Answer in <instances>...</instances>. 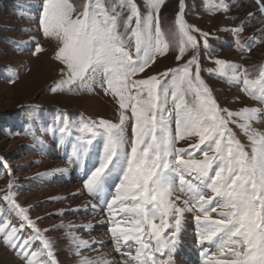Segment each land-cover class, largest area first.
<instances>
[{
    "label": "snow or ice",
    "instance_id": "6c2138e0",
    "mask_svg": "<svg viewBox=\"0 0 264 264\" xmlns=\"http://www.w3.org/2000/svg\"><path fill=\"white\" fill-rule=\"evenodd\" d=\"M256 2L264 14V0ZM164 3L147 0L149 11L143 14L135 0H41L38 31L55 42L54 60L61 74L60 86L50 91H64V85L68 91H94L98 85L112 97L119 117L118 122H65L58 129L61 135L75 136L70 162L80 161L97 139L102 142L96 164L73 195L86 191L100 199L106 213L102 223L120 258L103 252L85 256V250L98 243L103 247V242L69 233L72 254L76 264H175L185 214L193 213L203 264H264V133L252 126L264 119V107L230 110L218 103L202 79L199 60L201 43L209 48L210 33L187 23L185 0H179L174 27L164 29ZM214 10L227 12L229 5L221 0ZM254 15L248 13L249 18ZM245 26L242 22L224 29L242 51L256 43L253 37L248 45L240 44ZM174 47L177 61L190 49L194 52L182 65L153 72L157 60ZM43 51L37 43L33 54ZM215 63V74H231L242 83V91L264 105V67L251 79L237 64L223 59ZM181 141L189 142L188 147L178 148ZM0 169L12 176L2 158ZM14 184L10 179L0 197L8 204L7 212L0 206V243L23 264H59L53 241L45 235L52 229H41L36 220L42 217L33 220L29 208L17 203ZM13 213L19 224L7 218ZM26 228L31 229L28 236L23 235ZM206 244L216 250L210 252Z\"/></svg>",
    "mask_w": 264,
    "mask_h": 264
},
{
    "label": "rangeland",
    "instance_id": "374dc122",
    "mask_svg": "<svg viewBox=\"0 0 264 264\" xmlns=\"http://www.w3.org/2000/svg\"><path fill=\"white\" fill-rule=\"evenodd\" d=\"M135 2L141 12L147 14L149 11L147 0H135ZM220 2L221 0H185L184 19L187 23L205 33H210L209 48L205 49L202 43L200 45L199 60L202 79L211 88L214 97L222 107L230 110H239L245 106L264 107L242 91V83L233 80L231 74L227 77L215 74L217 69L215 60L223 59L241 66L242 69H247L249 78L259 77V71L264 67V32L261 31L264 29V14L260 13V5L256 0H223L229 5L227 12L214 10V6ZM40 4L41 0H0V158L6 162L12 172V176L9 177L5 170L0 169V197L8 191L10 179L14 181L11 191L17 203L29 208V215L33 220L42 217L36 220L37 225L45 223V226L40 227L41 229H52L45 235L53 241L55 256L58 261L62 260L59 264H76L78 259L72 254V243L69 242L66 245L57 243L60 234L69 233L81 236L85 240L103 242V247H100L98 243L93 250H85L83 253L85 256H95L103 252L109 254V258L119 260V254L115 252L107 231L108 226L102 223L106 219V213L102 211L103 205L100 199L88 195L86 191L73 195L78 191H71L70 188L72 185H78L79 190L82 189L85 173L96 164L97 157L102 151V142L97 139L91 146L90 151H96V161H93L95 164L88 168L86 161L88 153L84 154L80 161H73L76 164L70 162V153L73 151L71 140L75 144V136L67 135L71 138L70 140L69 137H63L58 132L59 127H62L65 122L70 125H79L98 118L118 122L117 105L111 96L105 95L100 90L98 85L94 86V91L83 87H74L73 91H68L67 85L63 86L64 91H50L51 87L60 86V65L54 60L55 42L43 38L42 33L38 31ZM178 4L179 0H165L161 7L160 16L164 29L174 27L176 14L179 11ZM117 10H121L119 5ZM248 13L255 15L249 18ZM127 14V11H124V16ZM242 22H245L246 26L240 33V44L248 45L253 37L256 40L250 50L245 47L242 51L236 44V37L224 30L235 28ZM193 34L198 40L201 39L198 33ZM37 43L45 51L34 55ZM177 51L178 47H174L166 57L159 58L152 71H164L167 68L182 65L194 52L190 49L183 60L177 61L175 59ZM210 71L214 74H210ZM262 121L264 122V119ZM234 131L247 145L248 141L240 130L234 127ZM47 133L51 136L48 137ZM58 135L61 137H57ZM62 138L68 141H65L66 148L60 147ZM45 140H49L48 146L53 147H47ZM189 142L181 141L177 147L187 148ZM63 148L68 150L65 156L59 152H62ZM33 158L36 160L45 158L58 162L66 167V171H62L64 170L62 168L50 170V172L46 169L36 171ZM80 164L84 166V171L80 169ZM40 182L48 185H45L44 189L50 192L45 196L34 191L35 188H39ZM80 197H85L89 201L85 202V199L79 201ZM91 204H96L97 208L92 210ZM0 206L7 212L8 204L2 199H0ZM77 208L80 211H75ZM7 218L19 224V218L15 213ZM192 219L193 213L191 217H187V225L183 227L180 234L174 255L175 264H184L179 256H183V252L186 253L183 251L185 237L182 234L185 229L191 231V235L195 231V238L197 237L196 225L192 224L194 229L189 225L190 221L195 223ZM70 223L75 227L69 228ZM89 223L94 227L90 229L81 227ZM61 224L64 226L61 227ZM30 234L31 229L28 228L23 232L24 236ZM192 241L191 237L188 243H193ZM1 244L12 254V257L23 264L19 256L13 254L12 250L5 247L3 243ZM208 245L205 247L210 249V252H214L215 250ZM190 249L192 250V247ZM58 255H62V258L59 259Z\"/></svg>",
    "mask_w": 264,
    "mask_h": 264
},
{
    "label": "bare ground",
    "instance_id": "6f19581e",
    "mask_svg": "<svg viewBox=\"0 0 264 264\" xmlns=\"http://www.w3.org/2000/svg\"><path fill=\"white\" fill-rule=\"evenodd\" d=\"M253 127H255L256 128V130H258L259 132H262V133H264V122L262 121V119H260V120H258V121H256V122H253V125H252ZM64 137V136H63ZM70 139V138H69ZM60 140H62V141H60V147H62V146H65V148L67 147V144H66V142L65 141H67V139H60ZM45 142V144H46V146L47 147H53L52 145L51 146H48V144H49V140H45L44 141ZM68 142V141H67ZM70 142V141H69ZM55 145V144H54ZM69 147V146H68ZM65 148H63V149H65ZM68 154V153H67ZM96 153L95 152H92V153H88V154H86L85 156H86V158H88V157H91L92 156V158H89V160L87 161V166H88V168H91V165L92 164H95V163H93V161H96V158H95V155ZM72 156V152L70 153V157ZM95 159V160H94ZM29 161V160H28ZM33 162H34V164H36V167H34V168H37L36 169V171H39V170H42V169H46V170H49V171H47V172H50V170H54V169H56V170H60L61 168L62 169H66V167L65 166H62L60 163H58V162H55V161H52V160H46L45 158L43 159H41V160H36V158H33ZM38 162V163H37ZM71 164V163H70ZM73 164H76V162H73ZM84 164V163H83ZM93 166V165H92ZM76 167H78V166H76ZM68 169V168H67ZM80 169H84V166L82 165V164H80ZM78 170V169H77ZM79 171V170H78ZM81 171V170H80ZM84 171V170H83ZM45 185L46 186H48L47 184H45L44 182H40V185H39V188H33L34 189V191L35 192H37L39 195H41V196H45V195H47V193H49L48 191H45V189H44V187H45ZM68 188V187H67ZM70 188H71V191H78L79 190V186L78 185H72V186H70ZM69 189V188H68ZM53 190V189H52ZM65 190V189H64ZM66 191V190H65ZM52 192V191H51ZM54 192V191H53ZM77 193V192H76ZM53 194V193H52ZM59 194V193H58ZM54 195V194H53ZM40 196V197H41ZM41 199H42V197H41ZM46 199V198H45ZM84 199H85V202H86V200H88V199H86L85 197L83 198V197H80L79 198V201H84ZM43 200H44V198H43ZM76 201H77V199H76ZM89 201V200H88ZM45 202V201H44ZM43 212V211H42ZM192 216V213H186L185 214V217H186V219H187V217H191ZM186 219H185V223H184V226H186L187 225V221H186ZM104 220V219H103ZM193 220V219H192ZM44 221V220H43ZM56 223H58V221L56 222ZM62 223V222H61ZM190 223H193V222H191L190 221ZM54 224V223H53ZM193 225H194V223H193ZM39 227H43V226H45V223H40L39 225H38ZM183 226V227H184ZM185 228V227H184ZM190 228H192V229H194V226H192V227H190ZM183 235H185L186 237H187V239H186V242H188L190 239H191V237H192V235H191V231H189V230H187V229H185V231L182 233ZM47 236V235H46ZM51 236V235H50ZM58 241H57V243H61L62 245H66V244H68L69 242H70V238H69V235L68 234H60L59 235V239H57ZM195 241V242H194ZM193 243H195V247H196V249H198L199 247L201 248V245L198 243V241H196V239L195 240H193ZM60 244V246H62ZM212 247H214L213 245H211ZM189 248H191L190 246H188ZM193 249V248H192ZM93 255V254H92ZM201 255H202V253H201ZM60 256V257H59ZM58 257H59V259H61L62 258V255H58ZM68 260V259H67ZM203 261H204V257H203ZM60 263L62 262V260H60L59 261ZM0 264H20L14 257H12V254L10 253V252H8L3 246H2V244L0 243ZM63 264V263H62Z\"/></svg>",
    "mask_w": 264,
    "mask_h": 264
}]
</instances>
